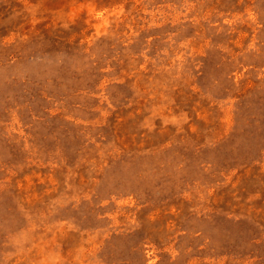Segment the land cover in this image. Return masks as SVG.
I'll use <instances>...</instances> for the list:
<instances>
[{"label":"rangeland","instance_id":"1","mask_svg":"<svg viewBox=\"0 0 264 264\" xmlns=\"http://www.w3.org/2000/svg\"><path fill=\"white\" fill-rule=\"evenodd\" d=\"M0 264H264V0H0Z\"/></svg>","mask_w":264,"mask_h":264}]
</instances>
